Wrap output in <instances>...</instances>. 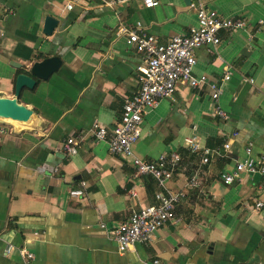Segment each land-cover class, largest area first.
Segmentation results:
<instances>
[{"label": "crops", "instance_id": "1", "mask_svg": "<svg viewBox=\"0 0 264 264\" xmlns=\"http://www.w3.org/2000/svg\"><path fill=\"white\" fill-rule=\"evenodd\" d=\"M198 3L246 23L223 32L217 47L195 50V75L220 81L230 71L219 97L229 118L214 116L207 86L185 84L145 112L134 154L151 161L177 153L179 166L165 186L181 195L173 220L149 242L119 252L108 232L132 209L153 204L160 187L93 136L95 122L112 133L124 100L138 88L141 54L115 32L140 21L165 43L196 24ZM46 15L59 22L51 35L42 33ZM52 55L61 57L60 69L15 98L16 75ZM1 97L33 113L28 121L0 118V264L264 261V214L254 209L264 199L261 176L240 172L231 184L221 179L248 143L264 163V0H158L153 7L143 0H0ZM78 132L84 140L77 153L65 154V139ZM188 137L220 151L203 163L201 153L185 146ZM228 140L230 148L222 149ZM74 188L83 194L71 196ZM22 248L34 254L28 263Z\"/></svg>", "mask_w": 264, "mask_h": 264}, {"label": "built area", "instance_id": "2", "mask_svg": "<svg viewBox=\"0 0 264 264\" xmlns=\"http://www.w3.org/2000/svg\"><path fill=\"white\" fill-rule=\"evenodd\" d=\"M146 7H153L158 0H143ZM196 24L189 32L176 34L165 42L144 31L140 21L133 26L120 24L115 32L117 36L124 35L126 44L141 54L137 66V90L124 100L119 121L109 135L106 126L95 122L93 136L97 141H105L111 154L126 158L135 169L137 175L152 176L158 183L160 190L155 193L153 204L140 206L131 210L128 218L112 228L108 234L116 242L119 252H123L136 243H147L154 232L168 221L175 218V205L179 201L180 193H172L166 189L165 182L171 179L178 168L180 156L169 153L159 156L156 160H144L137 157L133 151L141 133V123L145 112L154 107L157 102L171 97L178 84H185L191 88L207 86L210 97L214 103V116L228 120L229 114L220 106L219 97L222 85L230 78V71H226L220 81H211L206 75H195V50L200 47L215 48L221 42L223 32H233L245 27V20L240 17H228L217 10L209 8L202 3L196 6ZM71 9L72 5L67 4ZM208 49V50H209ZM84 140L82 132L70 134L63 143V150L67 155H74ZM185 146L191 152L201 153V162L207 163L213 153L218 154L219 149L200 146L195 137L185 139ZM222 149L230 148V141L222 144ZM244 156L237 160L231 172H223L221 179L225 184H231L238 178L240 172L259 174L261 176L260 189L264 193V163L253 156L252 145L244 147ZM196 185L195 179L190 182ZM71 196L83 194L80 188L69 190ZM254 209L264 214V199L255 201ZM105 229V225H101ZM21 253L28 263L34 254L25 248ZM151 264H159L154 260ZM264 264V261L261 263Z\"/></svg>", "mask_w": 264, "mask_h": 264}, {"label": "water", "instance_id": "3", "mask_svg": "<svg viewBox=\"0 0 264 264\" xmlns=\"http://www.w3.org/2000/svg\"><path fill=\"white\" fill-rule=\"evenodd\" d=\"M187 3L190 0H185ZM58 19L46 15L43 22L42 33L51 35L58 25ZM15 68H20L21 64L11 61ZM62 65V59L58 55H52L35 61L25 72L18 73L14 82V96L19 97L24 88L32 89L36 85V79L47 80L52 74L57 72ZM32 110L20 105L15 99L0 98V118H11L14 120L28 121L32 115Z\"/></svg>", "mask_w": 264, "mask_h": 264}, {"label": "trees", "instance_id": "4", "mask_svg": "<svg viewBox=\"0 0 264 264\" xmlns=\"http://www.w3.org/2000/svg\"><path fill=\"white\" fill-rule=\"evenodd\" d=\"M44 55L42 54V53H40V54H38V58H40V57H43ZM23 71V70H22ZM20 72V71H19ZM24 72V71H23ZM37 80V82L39 81V79H36ZM153 179V178H152ZM154 180V179H153Z\"/></svg>", "mask_w": 264, "mask_h": 264}, {"label": "bare ground", "instance_id": "5", "mask_svg": "<svg viewBox=\"0 0 264 264\" xmlns=\"http://www.w3.org/2000/svg\"><path fill=\"white\" fill-rule=\"evenodd\" d=\"M14 120V119H13ZM1 121V120H0ZM14 123V122H13ZM20 124V123H19ZM25 125H27V124H25ZM30 126V125H29Z\"/></svg>", "mask_w": 264, "mask_h": 264}]
</instances>
